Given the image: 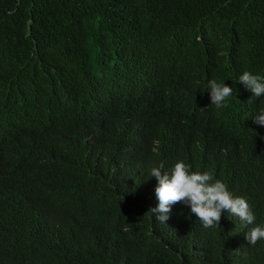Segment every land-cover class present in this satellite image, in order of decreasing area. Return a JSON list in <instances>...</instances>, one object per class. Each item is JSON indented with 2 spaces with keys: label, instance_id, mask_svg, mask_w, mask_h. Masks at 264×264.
<instances>
[{
  "label": "trees",
  "instance_id": "16d2710c",
  "mask_svg": "<svg viewBox=\"0 0 264 264\" xmlns=\"http://www.w3.org/2000/svg\"><path fill=\"white\" fill-rule=\"evenodd\" d=\"M244 71L264 78V0H0V264H264V239H245L264 227V96ZM212 79L233 88L225 106ZM157 86L189 111L159 163L224 182L253 225L149 211L170 130ZM56 101L61 119L42 123Z\"/></svg>",
  "mask_w": 264,
  "mask_h": 264
},
{
  "label": "clouds",
  "instance_id": "9594fccd",
  "mask_svg": "<svg viewBox=\"0 0 264 264\" xmlns=\"http://www.w3.org/2000/svg\"><path fill=\"white\" fill-rule=\"evenodd\" d=\"M239 81L253 93V97L264 96V78L254 75L250 71H244L239 76ZM162 89V86H157L154 90L146 93H155L159 96L163 103L162 106L158 105L165 112L170 129L163 140L160 151L151 160V162L158 163L153 166L154 168L150 172V177H155L157 181L156 183L151 179V193L155 192L158 203L149 211L155 215L157 220L165 223L171 218L175 207H181L180 203H183L190 207L191 213L187 212V215L192 218V214H194L206 228L220 225L222 212H227L232 219L238 222L240 220L244 225H253L256 217L247 201L244 198L234 196L224 182L214 181L210 173L199 172L198 168H192L183 159L175 160L168 168H164L159 163L165 153L179 150L177 149V142L185 134L178 126L177 115L178 113L189 112L184 102L186 97L180 94L178 90L164 88V96L160 92ZM208 92L211 104L219 108L225 106L227 98L232 95L233 88L224 82L218 83L212 79L208 81ZM241 105L242 99L240 98V110ZM62 114L63 104L56 101L45 112L41 122L44 124L55 123L61 119ZM253 123L264 126V108H261L259 114L253 118ZM239 130L240 128L229 139H239ZM153 149L155 150L154 147ZM24 152L34 155L32 161L37 158L38 152L29 146L25 148ZM238 159L242 163L241 152L238 153ZM159 164L161 166L157 167ZM21 205L31 212V207L25 200L22 199ZM245 239L254 246L258 240L264 239V227L258 225L251 227L245 233Z\"/></svg>",
  "mask_w": 264,
  "mask_h": 264
}]
</instances>
